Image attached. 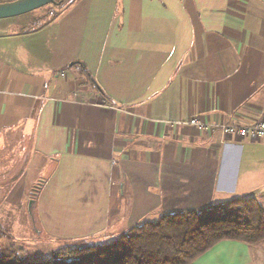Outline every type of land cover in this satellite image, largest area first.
Wrapping results in <instances>:
<instances>
[{
  "label": "crops",
  "instance_id": "crops-1",
  "mask_svg": "<svg viewBox=\"0 0 264 264\" xmlns=\"http://www.w3.org/2000/svg\"><path fill=\"white\" fill-rule=\"evenodd\" d=\"M11 18L0 153L22 166L4 171L2 212L33 199L37 233L66 243L232 198L264 207V139L181 123L264 120V0H74L39 26ZM190 264H264V240Z\"/></svg>",
  "mask_w": 264,
  "mask_h": 264
},
{
  "label": "trees",
  "instance_id": "trees-1",
  "mask_svg": "<svg viewBox=\"0 0 264 264\" xmlns=\"http://www.w3.org/2000/svg\"><path fill=\"white\" fill-rule=\"evenodd\" d=\"M7 1L12 0L0 3ZM73 1L63 0L57 8ZM224 240L250 244L264 240V207L258 199L232 198L202 209L164 212L156 221L128 227L112 241H74L78 243L43 261L25 258L16 250H0V264H190Z\"/></svg>",
  "mask_w": 264,
  "mask_h": 264
},
{
  "label": "rangeland",
  "instance_id": "rangeland-1",
  "mask_svg": "<svg viewBox=\"0 0 264 264\" xmlns=\"http://www.w3.org/2000/svg\"><path fill=\"white\" fill-rule=\"evenodd\" d=\"M72 0H70L71 2ZM67 2L66 5H68ZM64 5V6H66ZM61 8H57V5H47L40 9L34 10L32 12L14 17V21H18L25 25H32V27L39 26L44 22L53 19L55 13L61 11ZM12 19V18H10ZM4 152V154H3ZM14 156V155H13ZM15 156L12 158L9 156L8 151H1L0 153V202H2L3 195L8 186L10 185V179L7 178L5 170L10 169L12 166L14 168L13 172L20 169L22 164L14 163ZM6 178V179H5ZM32 198H34L32 196ZM32 199L28 200V205H32V209H28V212L25 208L21 210H16L12 212H2L0 210V250H16L25 258L37 261H43L51 259L55 251L64 249L67 245L77 244L78 242H63L57 241L54 237L47 232L46 229L40 227L43 230V234L37 233L36 226L34 225V219L39 216L37 210L33 208ZM31 204V205H30ZM8 222L13 225L8 226ZM35 226V227H34ZM32 227V228H31ZM14 228V229H12ZM12 229V230H11ZM11 230L14 233V236L6 233ZM117 236L113 238L104 239L98 241L86 240L85 244H97V243H106L112 241ZM2 243V244H1ZM4 244V245H3Z\"/></svg>",
  "mask_w": 264,
  "mask_h": 264
},
{
  "label": "built area",
  "instance_id": "built-area-1",
  "mask_svg": "<svg viewBox=\"0 0 264 264\" xmlns=\"http://www.w3.org/2000/svg\"><path fill=\"white\" fill-rule=\"evenodd\" d=\"M195 126L203 131H220L224 136H240L254 139H264V120L251 123H212L200 116H193L181 122ZM115 163V161H113Z\"/></svg>",
  "mask_w": 264,
  "mask_h": 264
},
{
  "label": "water",
  "instance_id": "water-1",
  "mask_svg": "<svg viewBox=\"0 0 264 264\" xmlns=\"http://www.w3.org/2000/svg\"><path fill=\"white\" fill-rule=\"evenodd\" d=\"M63 0H12L0 3V19L20 16L47 5H59ZM32 201H34L32 199ZM31 205V204H30Z\"/></svg>",
  "mask_w": 264,
  "mask_h": 264
}]
</instances>
